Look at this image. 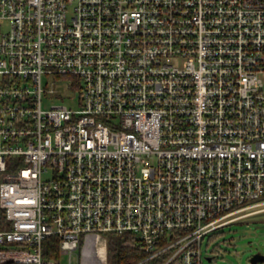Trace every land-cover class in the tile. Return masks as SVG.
<instances>
[{
  "label": "built area",
  "instance_id": "2783aa9c",
  "mask_svg": "<svg viewBox=\"0 0 264 264\" xmlns=\"http://www.w3.org/2000/svg\"><path fill=\"white\" fill-rule=\"evenodd\" d=\"M261 204L264 0H0V264H203Z\"/></svg>",
  "mask_w": 264,
  "mask_h": 264
},
{
  "label": "rangeland",
  "instance_id": "374dc122",
  "mask_svg": "<svg viewBox=\"0 0 264 264\" xmlns=\"http://www.w3.org/2000/svg\"><path fill=\"white\" fill-rule=\"evenodd\" d=\"M48 79V84L54 81L53 78ZM76 96L77 91L74 92ZM59 102L55 97H44L42 104L43 107H49ZM227 219L229 221L217 227L212 235V232L203 235L200 244L203 264H251L250 257L253 254L264 255V204L246 208ZM207 256H212V259L208 260ZM67 258V254L61 255L59 264H78L76 253L72 254L70 263Z\"/></svg>",
  "mask_w": 264,
  "mask_h": 264
},
{
  "label": "trees",
  "instance_id": "16d2710c",
  "mask_svg": "<svg viewBox=\"0 0 264 264\" xmlns=\"http://www.w3.org/2000/svg\"><path fill=\"white\" fill-rule=\"evenodd\" d=\"M214 230L211 231V235ZM42 254L44 257H58V238L55 235L44 239ZM106 261L107 264H160L162 256L147 258L138 237L128 231L110 232L107 234Z\"/></svg>",
  "mask_w": 264,
  "mask_h": 264
},
{
  "label": "water",
  "instance_id": "95a60500",
  "mask_svg": "<svg viewBox=\"0 0 264 264\" xmlns=\"http://www.w3.org/2000/svg\"><path fill=\"white\" fill-rule=\"evenodd\" d=\"M208 260L211 259L210 256L206 257ZM264 258V255L260 254V253H255L250 257V262L251 264H256L257 261H261Z\"/></svg>",
  "mask_w": 264,
  "mask_h": 264
},
{
  "label": "bare ground",
  "instance_id": "6f19581e",
  "mask_svg": "<svg viewBox=\"0 0 264 264\" xmlns=\"http://www.w3.org/2000/svg\"><path fill=\"white\" fill-rule=\"evenodd\" d=\"M103 255L102 254H98V262L97 264H106L105 261L103 262L104 258L102 259Z\"/></svg>",
  "mask_w": 264,
  "mask_h": 264
}]
</instances>
